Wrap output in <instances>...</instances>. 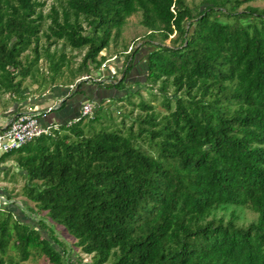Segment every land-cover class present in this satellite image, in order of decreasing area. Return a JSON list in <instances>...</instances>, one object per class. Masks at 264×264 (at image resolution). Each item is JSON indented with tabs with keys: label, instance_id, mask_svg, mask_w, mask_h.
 <instances>
[{
	"label": "trees",
	"instance_id": "obj_1",
	"mask_svg": "<svg viewBox=\"0 0 264 264\" xmlns=\"http://www.w3.org/2000/svg\"><path fill=\"white\" fill-rule=\"evenodd\" d=\"M250 1L60 0L44 15L41 0H0V94L21 95L41 57L54 84L64 47L84 50L76 72L99 68L140 12L145 80L160 98L136 104L137 130L97 104L0 153L4 178L12 168L23 178L30 217L0 208V264H73L54 224L90 264H264V8L238 10ZM131 69L130 59L113 87ZM244 207L256 217L240 225Z\"/></svg>",
	"mask_w": 264,
	"mask_h": 264
},
{
	"label": "rangeland",
	"instance_id": "obj_2",
	"mask_svg": "<svg viewBox=\"0 0 264 264\" xmlns=\"http://www.w3.org/2000/svg\"><path fill=\"white\" fill-rule=\"evenodd\" d=\"M41 1L44 2L42 9L43 14L45 15L49 12L50 7L52 5H58L60 0ZM186 3L194 9L198 7L204 8V6L207 5L204 0H186ZM247 6L264 8V0H254L243 3L238 7V10H244ZM147 33V29L141 24L140 12L130 15L122 27L117 40L112 41L106 49L101 51L100 54L105 55L106 57L104 62L99 68L89 67L90 70L87 72L84 70L76 72V69H78L81 62L84 50H72L68 47L62 48L69 59L68 67L65 69L63 68V75L57 79L54 84L48 83L49 72L47 70V61L44 57H41L38 64L39 71L35 72V76L33 78L27 77L23 81V92L21 95L14 96L11 94H0V120H7L14 112L23 110L27 107H35V109L41 110L53 107L43 104L50 98H53L51 101L49 100L51 103H56L57 101H61V103H63L70 99L73 95L81 94L85 101H92L95 107L98 104L104 107L107 111L111 112L113 118L111 120L112 123L124 122L126 126L132 124L133 128L137 130L138 122L136 119H138L139 116H143V111L136 106V104L143 99L144 101L158 105L160 100L159 97L152 100V96L149 92L150 87L145 80L144 57L151 47L146 41ZM171 37L172 35L165 40V43H169V39ZM125 46H127L126 50H124ZM50 50H56L58 53L61 50V45H53ZM130 59L132 64L131 71L126 74L125 80L120 85V88L113 87V85H115L122 77V70L124 69L127 60ZM43 77H45L46 81L43 80ZM91 90H93V93H91ZM135 90L138 91L137 94L132 96L128 95L129 93H134ZM87 93H91L92 96H88L89 94ZM129 101L134 104H130ZM52 109L48 112H43V117H46L47 120H55L56 116L59 115L62 116V119H64L62 122H72L75 117L71 116L70 113H66V108ZM78 113L79 110L77 114ZM65 116H67L68 119H65ZM1 121L0 124L3 123V121ZM12 173L13 168L7 173V178H4L5 170L1 169L0 185L9 191L11 196L18 199V204L20 205L23 203L24 199L21 194V187L24 181L19 175L12 176ZM26 202L27 205L33 206L32 202ZM14 213L20 219L30 220L29 215H19L16 211ZM237 214V223L240 225H246L253 221L256 217L254 212L245 207L239 208ZM217 215H222L226 220L231 217V209L219 210ZM44 216L45 213L40 212L35 217L37 219L38 217ZM33 220L35 221V218H33ZM54 228L58 238L67 245L70 255L74 260L73 264L91 263V256L80 251V249L75 245V239L72 236H70L58 224H54ZM78 258L80 259L79 262ZM24 264L50 263L43 256H32L25 261Z\"/></svg>",
	"mask_w": 264,
	"mask_h": 264
},
{
	"label": "built area",
	"instance_id": "obj_3",
	"mask_svg": "<svg viewBox=\"0 0 264 264\" xmlns=\"http://www.w3.org/2000/svg\"><path fill=\"white\" fill-rule=\"evenodd\" d=\"M95 105L92 101L81 103L79 113L74 117L76 120L81 115H89L93 112ZM52 107L46 110L27 107L18 110L0 124V153L14 150L21 147L31 139L50 131V124H43L40 117L43 112H48ZM18 199L10 195L9 191L0 185V208L14 206L24 209V203L18 204Z\"/></svg>",
	"mask_w": 264,
	"mask_h": 264
},
{
	"label": "crops",
	"instance_id": "obj_4",
	"mask_svg": "<svg viewBox=\"0 0 264 264\" xmlns=\"http://www.w3.org/2000/svg\"><path fill=\"white\" fill-rule=\"evenodd\" d=\"M91 93H93V90H91ZM91 93H87V94H89L88 96H90L91 95ZM92 96V95H91ZM51 99H53V98H50V99H48V101L47 102H45V103H43L44 105L46 104V106H53V109L52 110H54V109H56V108H58V109H65L66 108V110H67V112L66 113H70V115L71 116H76L77 115V112H78V110H79V107H80V105H81V103L82 102H84L85 101V99H84V97L81 95V94H75V95H73L70 99H68L66 102H63V103H61V101H55L56 103H51V102H49V100L51 101ZM71 101H74V102H71ZM53 104H55V105H53ZM35 108V107H34ZM61 114H62V112H61ZM60 114V115H61ZM10 117V116H9ZM54 118V117H53ZM65 119H68V117L67 116H65L64 117ZM3 122L4 121H6V120H4V119H1ZM0 120V121H1ZM1 121V122H2ZM40 121H41V123H43V124H48V123H60V122H62V121H64V119H62V116H56V118H55V120L54 119H52V121H50L49 119L47 120V118L46 117H43V116H41L40 117ZM15 211L19 214V215H22V213H20V210L18 209V208H15Z\"/></svg>",
	"mask_w": 264,
	"mask_h": 264
},
{
	"label": "water",
	"instance_id": "obj_5",
	"mask_svg": "<svg viewBox=\"0 0 264 264\" xmlns=\"http://www.w3.org/2000/svg\"><path fill=\"white\" fill-rule=\"evenodd\" d=\"M53 108V107H52Z\"/></svg>",
	"mask_w": 264,
	"mask_h": 264
}]
</instances>
